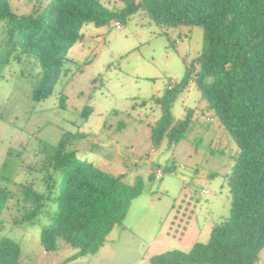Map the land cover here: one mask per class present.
Listing matches in <instances>:
<instances>
[{
	"label": "trees",
	"instance_id": "1",
	"mask_svg": "<svg viewBox=\"0 0 264 264\" xmlns=\"http://www.w3.org/2000/svg\"><path fill=\"white\" fill-rule=\"evenodd\" d=\"M122 2V7L111 9L102 0H36L30 13L18 15L7 0H0L7 63L10 59L19 63L24 57L30 59L36 71L31 99L40 102L53 94L62 77L65 84L70 80L66 66L73 63L68 51L84 40L82 29L87 24L114 27V23L123 24L141 13L168 39L170 30L200 28V53L191 61L183 60L185 69L180 81L169 83L161 96L136 106L159 109L160 117L148 124L151 148L159 149L163 143L169 148L187 139L199 120L193 109L173 117V104L189 89L200 94L204 106L201 113L217 119L237 148L225 179L229 214L212 228L206 243H195L188 251L153 255L148 263L257 264L264 249V0ZM65 84L59 93L62 108ZM90 114V107L85 106L81 112L83 122ZM123 126L122 122L118 129ZM79 138L85 136L67 134L55 146H45L39 168L41 187L20 189L24 210L17 221L33 224L45 218L40 231L44 252H56L58 242L75 250L61 264L95 254L111 231L122 225L131 201L143 191L139 175L129 182L127 173L113 175L68 150L70 143ZM156 171L163 176L175 175L176 167L174 163L151 162L149 181L155 180ZM3 183L0 217L14 197ZM19 263V245L8 238L0 239V264Z\"/></svg>",
	"mask_w": 264,
	"mask_h": 264
},
{
	"label": "rangeland",
	"instance_id": "2",
	"mask_svg": "<svg viewBox=\"0 0 264 264\" xmlns=\"http://www.w3.org/2000/svg\"><path fill=\"white\" fill-rule=\"evenodd\" d=\"M7 1L18 15L30 13L36 4V0ZM102 2L111 9L123 6L122 0ZM121 25L119 30L85 25L84 40L68 51L73 63L66 66L70 80L65 84L62 77L53 94L37 102L31 99L35 68L26 57L21 63L14 59L7 63L8 48L2 43L6 26L0 22V182L14 193L0 217V239L19 245V264H61L75 252L61 242L56 252H44L40 231L45 218L33 224L17 221L24 210L21 186L41 187L43 148L55 146L67 134L85 136L68 149L79 159L113 175L127 173L129 182L139 175L143 191L95 254L65 264H145L149 255L188 251L195 243H206L212 228L228 217L225 179L237 148L217 119L201 113L200 94L189 89L173 104V117L193 109L199 120L187 139L169 148L166 143L151 148L148 124L160 117L159 109L136 106L180 81L183 60L191 61L200 53V28L170 30L168 39L141 13ZM64 84L62 108L59 93ZM85 106L91 114L83 122ZM151 162L174 163L176 173L163 176L156 171L155 180L149 181ZM157 172L162 174L160 180ZM257 264H264V249Z\"/></svg>",
	"mask_w": 264,
	"mask_h": 264
},
{
	"label": "built area",
	"instance_id": "3",
	"mask_svg": "<svg viewBox=\"0 0 264 264\" xmlns=\"http://www.w3.org/2000/svg\"><path fill=\"white\" fill-rule=\"evenodd\" d=\"M114 28L118 29V30L121 29L122 28L121 23H119V22L114 23ZM161 178H162V174L160 172H157L156 179L160 180Z\"/></svg>",
	"mask_w": 264,
	"mask_h": 264
},
{
	"label": "crops",
	"instance_id": "4",
	"mask_svg": "<svg viewBox=\"0 0 264 264\" xmlns=\"http://www.w3.org/2000/svg\"><path fill=\"white\" fill-rule=\"evenodd\" d=\"M210 176H211V174H210ZM151 256H153V255H149L148 259H149ZM148 259L146 260L145 264L148 263ZM148 264H149V263H148Z\"/></svg>",
	"mask_w": 264,
	"mask_h": 264
}]
</instances>
